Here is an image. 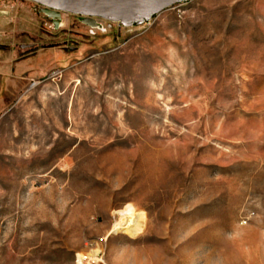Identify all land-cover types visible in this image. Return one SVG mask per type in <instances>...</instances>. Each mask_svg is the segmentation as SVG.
<instances>
[{
    "label": "rangeland",
    "instance_id": "1",
    "mask_svg": "<svg viewBox=\"0 0 264 264\" xmlns=\"http://www.w3.org/2000/svg\"><path fill=\"white\" fill-rule=\"evenodd\" d=\"M43 10L0 0V264H264V0Z\"/></svg>",
    "mask_w": 264,
    "mask_h": 264
},
{
    "label": "water",
    "instance_id": "2",
    "mask_svg": "<svg viewBox=\"0 0 264 264\" xmlns=\"http://www.w3.org/2000/svg\"><path fill=\"white\" fill-rule=\"evenodd\" d=\"M44 8V13L57 19L64 12L84 17L93 25V18L120 22L124 26L145 23L169 7L190 0H27Z\"/></svg>",
    "mask_w": 264,
    "mask_h": 264
},
{
    "label": "bare ground",
    "instance_id": "3",
    "mask_svg": "<svg viewBox=\"0 0 264 264\" xmlns=\"http://www.w3.org/2000/svg\"><path fill=\"white\" fill-rule=\"evenodd\" d=\"M131 214L132 213H131V209L130 208H128V209H126L124 211H117V212H115V215H120L121 217H123V216H130ZM117 224L118 223H116V225L114 226V231L115 232L118 231V230L128 229V227H129V223H125V222L123 223L122 222V223H120L118 225ZM133 225H134L133 226V230H131V231L136 232V231H139L140 230V228H141L140 224L135 223ZM126 231L124 230V232H126ZM81 260H82V257L81 256H78V264H81ZM222 264H241V263H239V262H228V261H225Z\"/></svg>",
    "mask_w": 264,
    "mask_h": 264
}]
</instances>
